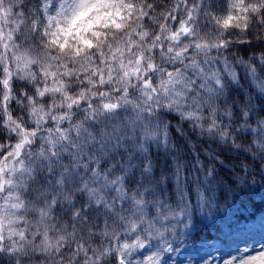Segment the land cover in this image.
<instances>
[{
    "label": "snow or ice",
    "instance_id": "obj_1",
    "mask_svg": "<svg viewBox=\"0 0 264 264\" xmlns=\"http://www.w3.org/2000/svg\"><path fill=\"white\" fill-rule=\"evenodd\" d=\"M210 7L222 16L203 0L157 16L136 0H0V142L19 137L0 149V264H264V236L239 227L264 200V0ZM98 8L124 35L73 48L72 25ZM202 17L225 31L201 35ZM40 41L74 56L34 57ZM41 175L55 194L37 207L25 194ZM63 203L71 231L48 222Z\"/></svg>",
    "mask_w": 264,
    "mask_h": 264
},
{
    "label": "clouds",
    "instance_id": "obj_2",
    "mask_svg": "<svg viewBox=\"0 0 264 264\" xmlns=\"http://www.w3.org/2000/svg\"><path fill=\"white\" fill-rule=\"evenodd\" d=\"M200 0H197V3H199ZM137 3V14H138V10L141 7V5H144L145 11H147L148 5L149 4H159V5H165V0H136ZM176 0H171V4L170 5H165V7L163 9H159V10H154L152 15L153 16H157L159 15L160 11H167L169 9H171L172 11H175L174 8H171L172 4H175ZM205 9L209 12L212 13L213 16L217 17L218 19L222 16V13L219 11H212V8L210 7L211 4L213 3V0H203ZM191 6V4H190ZM109 9L106 8H98L93 10L89 15L85 16L84 18L78 20L74 25H72L71 27V37L70 40L73 44V48L76 46L77 43H79L81 45V47H83L84 45V41H92L95 42V37H94V33H106L108 36V40H112L114 37L116 36H123L124 34H118L115 33L114 31H112L110 28L105 27V25L108 23V16L107 13L109 12ZM136 23H139L138 21H136ZM162 23V22H161ZM201 26L204 29L201 32V35H205L207 34L208 37L210 39L215 38V32L216 31H225V29H223V26L219 23H217L216 20H212L209 21L208 17H202L201 18ZM236 22L234 21L233 24H235ZM240 23V27H243V22H239ZM206 25V27H205ZM169 27H171V24L169 23ZM144 31H147L148 28L145 27V29H143ZM228 31H233L234 33L238 32L239 29L236 28H230L228 29ZM264 31V30H262ZM83 38V40H80L79 38ZM63 38V37H62ZM238 37L234 34L231 37H227V39H237ZM264 38V37H262ZM31 43V42H29ZM101 44L104 43L103 40L100 41ZM25 49L22 48L21 51H24ZM105 52H107V49H104ZM136 51H139V49H137ZM44 56V55H48V56H61L64 59L70 58L74 56V52L73 51H62L60 48L54 47L52 44H48L47 41H40L38 46H35L33 49V56ZM158 60V58H157ZM46 61H41V63H45ZM52 65H53V69L55 70V68L58 65V61H51ZM75 69L77 71L82 70L80 65L77 64L74 66ZM15 71V69H13ZM49 83L51 84V81H49ZM105 91H109L107 89H105ZM13 99H17V97H13ZM52 99H54L56 101V103H60V98L58 96H54ZM115 99L118 98H114L112 100V102H115ZM41 105L39 103L36 104V107L39 108ZM13 110L16 111L17 115L24 120L25 123L28 122V120H34L35 117H28L27 116V112H28V107L27 105H25V108L23 110L17 109L15 108V106H13ZM146 122V121H145ZM167 119L164 120V123H167ZM2 123V122H0ZM42 131H46V129H42ZM5 136H7V133H5ZM19 139V137H17L16 140L13 139H4L2 142H0V149H4V148H8V146L10 144H15L17 142V140ZM9 151H11V149H9ZM29 149L26 147L24 149V157H22L23 159L27 160ZM41 181L44 180V176L41 175L40 177ZM229 196V203H231V193H226ZM262 217L264 216H257L255 219L253 220H249L246 223L245 222H241V224L239 225L240 228L244 229L246 233H251V235L256 239V240H260L262 236H264V219H262ZM251 243H249V247H251ZM42 264V262H41ZM171 264V262H170Z\"/></svg>",
    "mask_w": 264,
    "mask_h": 264
},
{
    "label": "trees",
    "instance_id": "obj_3",
    "mask_svg": "<svg viewBox=\"0 0 264 264\" xmlns=\"http://www.w3.org/2000/svg\"><path fill=\"white\" fill-rule=\"evenodd\" d=\"M171 4V0H165V5H170ZM165 5H163V8L165 7ZM162 8V9H163ZM170 24H173L174 22L169 21ZM233 51H236V49L234 48ZM240 55H243V52L239 53ZM248 56H253V55H259V50H255L253 51L252 49H248L247 51ZM243 84V87L245 89V91L243 92V96L246 98L248 95L249 91L253 92V101L252 103L254 105H256V110L257 112H259V97H260V93L258 91H254L252 89V86L249 83H244L243 81L241 82ZM237 88V90L239 89L240 85L235 86ZM233 96H236V93H233ZM171 116H174V114H170ZM259 117H254V119H258ZM179 118H173L171 120V123L173 126H177V122H178ZM181 124H184V127L187 129L188 125L185 122H180ZM193 136V139H195V134L194 133H189V135ZM170 137L175 136V131H170L169 133ZM178 142L182 143V141ZM153 151H156L157 149L155 148V144H153L152 147ZM43 193V195L41 194ZM55 194V190L54 189H47L45 190V184L43 181H41L40 183H36V184H32L29 188V191L25 194V198L29 201H33L36 203L37 207H44L45 205V200H50L51 197ZM81 199H86V197H82ZM221 203H223V201H221ZM255 204L258 205L257 207H253L251 204L248 206L247 210L243 212V215L247 218L246 221H242V222H247L249 220H253L255 219L257 216L263 215L264 214V200H262L260 197H256L255 198ZM68 207V205L66 203L63 204H58L52 212V217L53 219L49 220V223H54L56 224L58 227L60 225H64L67 224L68 225V230L71 231L72 230V224L74 223L71 220V213L65 212V209ZM77 207H79V203H77ZM38 214L37 213H29V219H34ZM187 264H203V261L199 260H192V258L189 260V262ZM212 264V263H209Z\"/></svg>",
    "mask_w": 264,
    "mask_h": 264
},
{
    "label": "rangeland",
    "instance_id": "obj_4",
    "mask_svg": "<svg viewBox=\"0 0 264 264\" xmlns=\"http://www.w3.org/2000/svg\"><path fill=\"white\" fill-rule=\"evenodd\" d=\"M260 216H264V214L260 215ZM255 246H256L257 249H259V244L258 243ZM225 258H227V257H225ZM190 259H191V257L186 255L184 257V264H187ZM204 260H208L209 263H212V264H223V261L214 252L209 253L208 255L204 256ZM201 261H203V260H201Z\"/></svg>",
    "mask_w": 264,
    "mask_h": 264
}]
</instances>
